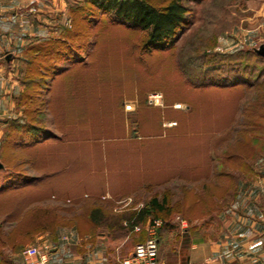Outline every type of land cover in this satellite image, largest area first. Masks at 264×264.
Masks as SVG:
<instances>
[{"label":"rangeland","instance_id":"rangeland-1","mask_svg":"<svg viewBox=\"0 0 264 264\" xmlns=\"http://www.w3.org/2000/svg\"><path fill=\"white\" fill-rule=\"evenodd\" d=\"M181 1L188 10L178 35L166 47L150 50L142 45L141 27L112 20L90 0H18L2 7L14 19L2 24V120L22 116L49 130L32 140L25 130L11 128L2 143L7 124L0 123V189L14 191L0 198V219L17 218L7 216L10 206L24 209L43 191L49 205L61 206L62 198L51 201L54 188L66 197L68 211L88 212L97 204L121 214L140 210L152 196H165L171 207L165 218L213 219L217 227L219 212L231 213L237 179L248 173L239 165L264 161V0ZM24 59L31 61L28 75L54 60L66 65L49 73L54 81L60 75L85 79L84 100L77 106L59 101L45 112L41 101L49 90L21 82ZM151 92L162 94V105L140 101ZM91 102L101 125L88 116ZM21 135L25 140H18ZM230 154H239L241 162ZM174 165L180 166L178 174ZM53 171L60 178L30 181ZM105 179L111 181L109 190ZM94 191L114 196L108 203L94 202ZM126 197L132 198L129 205L118 203ZM18 217L14 228L3 223L0 241H26V214Z\"/></svg>","mask_w":264,"mask_h":264},{"label":"crops","instance_id":"crops-1","mask_svg":"<svg viewBox=\"0 0 264 264\" xmlns=\"http://www.w3.org/2000/svg\"><path fill=\"white\" fill-rule=\"evenodd\" d=\"M14 1L18 0H0V123L2 125L5 121L2 120L5 116L2 115L3 97L1 94L3 92L1 71L4 68L2 35L6 33L3 32L2 24L9 21L12 25L11 22L14 21L6 17L7 11L2 12V7L8 8L6 5H13ZM53 99L59 104V101H67L64 100L67 96L56 93ZM76 101L79 100L76 99ZM92 125L94 127V123ZM257 164H260L258 170L256 169ZM174 166L178 174L180 166ZM186 166L188 167L189 164ZM239 166L241 171L245 168L244 165ZM245 169L248 173L243 172L237 179L240 188L236 189L233 195L234 206H231V213L227 211L222 216L219 212L217 227L213 219L199 223L196 220L189 222L180 216L172 217L171 223L174 227L165 229L161 233L158 248L159 264H189L194 260H202L206 264H264V161L249 164V167ZM132 171L134 170H129V172ZM92 175L94 176V171ZM39 176L40 178L35 182L43 184L60 178L58 171ZM102 182L105 183L106 190L111 188L109 179L108 181L102 180ZM53 190L57 194L52 195L51 201L56 202L57 198H62L61 206L55 208L49 205V196L43 191L41 197H35L33 201L30 199L25 209L20 210L18 205L10 208L13 211V213L10 211L12 214H26L27 239L26 241H0V264H23V249L31 245L39 248L48 246L47 264H121V260L132 253L135 244L145 238L143 230L135 232L131 231V227L123 229L121 225L125 219L119 224L121 228L119 229V226L118 228L116 226L107 227L98 222L93 223L88 217L90 212H84L82 209L76 210V206L74 209L76 211H68L65 203L68 201L64 200L66 197L60 194L61 190L56 188ZM113 192L116 193V191ZM91 196L95 198L94 202L100 200L108 203L107 198H112L114 194L108 191L97 194L94 191ZM95 206L97 204H94ZM138 211L139 209H126L121 214L110 213V211L108 213L109 215H122L130 218V224L143 226L148 219H136L139 215ZM39 212L43 216H40ZM50 214H53L55 218L52 222ZM18 215L17 218L13 217L12 221H8L6 217L1 218L0 230L6 228L3 227L5 222L13 225L10 228H14L15 222L18 224L20 221ZM98 218L96 217L97 221ZM200 228L202 232L198 233ZM214 228H217V232H207Z\"/></svg>","mask_w":264,"mask_h":264},{"label":"trees","instance_id":"trees-1","mask_svg":"<svg viewBox=\"0 0 264 264\" xmlns=\"http://www.w3.org/2000/svg\"><path fill=\"white\" fill-rule=\"evenodd\" d=\"M91 3L96 5L97 7L101 8L105 12H110L111 16L113 17L112 20H123L124 22H127L128 24H131L133 26L141 27L144 30V37L142 39V45L144 49L150 50L151 48H163L166 47L173 39L178 35L179 30L183 26V24L186 21L187 17V8L182 3L181 0H167V2L164 5H155L151 3L149 0H90ZM57 43L54 41L51 44ZM49 48V47H48ZM48 53V52H47ZM44 53V54H47ZM57 53V52H56ZM60 54V52H58ZM49 54V53H48ZM61 55V54H60ZM73 58H76V56L73 55ZM56 59V58H55ZM24 70L22 72V76L20 78L21 82L27 86H32L33 84L40 83L43 89L49 90L48 97L43 98V94L45 90H41L43 94L39 93V97L42 99V106L44 107L45 112H51L54 108L53 104L55 103V100L53 99V96L55 95L54 92L57 94L66 95L67 100L64 102V105L66 102L68 104L74 103L75 106H77L78 102H82L84 100L83 97V84L84 80L82 77H78L75 79H72V77L68 78L66 76L60 75L57 77V79L54 81L52 78V73H58V71L66 70L67 66L63 64L57 63L55 60L53 63L46 66H40L38 65L37 70H35V73L37 72V76H35V73L30 72L28 75V71L31 69V61L24 59ZM32 73V74H31ZM89 76H92V80L94 82V71L89 73ZM39 78V79H38ZM59 78V79H58ZM66 78V79H64ZM90 79V80H91ZM237 79V78H236ZM49 84H52V88ZM47 81V82H46ZM246 81V80H245ZM55 84V85H54ZM93 84V83H92ZM91 84V85H92ZM74 87L76 90H73V88L69 89V87ZM54 86V87H53ZM56 90V91H55ZM73 90V91H71ZM72 92V93H71ZM24 92L21 94L23 96ZM94 94V84L92 85V88L90 89V94ZM259 94V93H258ZM256 94V95H258ZM87 95V94H86ZM141 96V94H140ZM87 97V96H86ZM92 97V96H91ZM94 98V97H93ZM79 100V101H76ZM88 99V98H87ZM147 97L141 99L140 101L143 103L146 101ZM260 99V98H259ZM85 102V101H84ZM77 103V104H76ZM93 103V102H91ZM58 104V103H57ZM98 104V103H97ZM95 104L96 108H98V105ZM74 106L73 104H71ZM88 105V104H87ZM90 112H92L91 122H96L97 125H101V119L95 118L94 119V103L90 106L88 105ZM87 110V108L85 109ZM43 113L44 118L47 117L46 113ZM81 118H89L88 116H85L83 113L80 115ZM56 117V115H55ZM5 122L7 124V130L4 133V136L1 139V142L4 143L6 139H8V136L10 135V129H23L25 130V135L27 137L31 138L32 140L35 138H38V136L42 135L44 132H46L47 129L44 125H38L35 122L26 121V119L22 118V116H19L18 118H7L5 119ZM94 122V123H95ZM54 123V118H53ZM176 124V123H175ZM92 125V124H91ZM171 125L170 127H172ZM51 133V131H50ZM18 134V133H17ZM20 134V133H19ZM52 135V133L50 134ZM44 136V135H43ZM26 138V137H24ZM26 138V139H28ZM23 139V135L19 137L18 140ZM25 140V139H23ZM28 143V141H27ZM264 149V147H262ZM239 154H230V158H235L240 161L241 157L238 156ZM238 157V158H237ZM256 160L260 158L256 155ZM241 162V161H240ZM242 165V164H241ZM246 167H249V164H243ZM242 165V166H243ZM221 166V165H220ZM13 172V171H12ZM223 172V171H219ZM16 173V172H15ZM12 173H8V175H11ZM18 176L21 175L20 172H17ZM28 178L29 175H26ZM24 177V176H23ZM40 176L31 177L30 181L35 182L37 179H39ZM10 186L13 188L16 186V184H13L12 182H9ZM12 184V185H11ZM9 186V185H7ZM6 186V187H7ZM8 189V188H6ZM4 189H0V198H5L4 196L6 194H12L11 192H14L13 189L7 192L3 193ZM10 192V193H8ZM2 195V196H1ZM66 200V199H64ZM71 201V200H70ZM18 205V204H15ZM28 205V203H27ZM26 205V206H27ZM19 206V205H18ZM24 205H20V208H23ZM12 207V206H10ZM15 207V206H13ZM25 209V208H24ZM11 211V210H10ZM8 211L7 216L13 215V211ZM105 211V212H104ZM88 217L89 219L94 223L98 222L102 225L108 226H119L124 220L127 224L121 225V227L124 228H130L134 224H130V218L124 217L122 215H109L108 211H106V208H104L102 205L93 206L89 209ZM171 212V207L167 203V198L165 196H162L161 198L157 196H152L146 203V205L141 208L137 214L136 219L143 220L147 216H151V218H160L162 220V225L158 229L157 236H158V248H159V242L161 241V233L165 229H170L174 227L173 223H171V218H165L166 216H169ZM97 213L99 215H97ZM25 214V213H24ZM136 215V214H135ZM96 217H99L98 221ZM181 218H184L183 216H180ZM135 219V220H136ZM8 220V218H7ZM69 222V221H68ZM112 224V225H111ZM118 228V227H117ZM8 241V240H7ZM11 241V240H10ZM15 241V240H12Z\"/></svg>","mask_w":264,"mask_h":264},{"label":"built area","instance_id":"built-area-1","mask_svg":"<svg viewBox=\"0 0 264 264\" xmlns=\"http://www.w3.org/2000/svg\"><path fill=\"white\" fill-rule=\"evenodd\" d=\"M147 103L150 105H162V94L159 92H151L147 95ZM180 107V104H176ZM172 124V123H170ZM132 202L131 197H126L118 201L122 206H127ZM123 224H127L125 221ZM162 225L160 218H150L145 225L134 224L131 226V231L143 230L145 238L136 243L133 251L127 257L121 260V264H159L158 258V236L157 232ZM48 246L39 248L31 245L23 249V264H47L48 261ZM189 264H206L205 261H190Z\"/></svg>","mask_w":264,"mask_h":264}]
</instances>
